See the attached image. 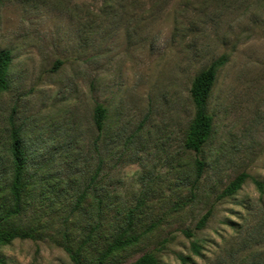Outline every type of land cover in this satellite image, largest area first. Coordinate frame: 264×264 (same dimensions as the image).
I'll use <instances>...</instances> for the list:
<instances>
[{
    "label": "rangeland",
    "instance_id": "1",
    "mask_svg": "<svg viewBox=\"0 0 264 264\" xmlns=\"http://www.w3.org/2000/svg\"><path fill=\"white\" fill-rule=\"evenodd\" d=\"M4 49L0 225L29 236L0 243V264H73L65 246L94 261L130 218L135 241L103 264L146 252L161 264H264V0H0ZM221 54L211 131L194 154L183 146L190 83ZM12 127L26 187L5 217Z\"/></svg>",
    "mask_w": 264,
    "mask_h": 264
},
{
    "label": "trees",
    "instance_id": "2",
    "mask_svg": "<svg viewBox=\"0 0 264 264\" xmlns=\"http://www.w3.org/2000/svg\"><path fill=\"white\" fill-rule=\"evenodd\" d=\"M227 55L221 54L216 59L212 60L208 66L199 71L190 83L189 95L193 102L194 113L188 124L186 133L184 135L183 146L185 149L194 152V154H199L202 149V145L208 138L211 127H212V117L207 112V98L211 87L215 81L218 69L226 62ZM11 62V52L9 49H4L0 51V92L4 91L9 86L8 79V68ZM106 108L101 104L97 103L93 110V123L98 132V136L102 133L106 125ZM10 156H11V178L8 181V191L13 199V206L7 209L4 216H10L11 214L19 213L21 210V198L23 191L26 187V180L24 178V166L26 161L25 150L22 145L21 139L19 137L16 128L12 127L10 131V144H9ZM204 166V161L195 156L194 157V171H195V181L201 175ZM246 174L240 173L232 181H230L223 189V194H232L238 190L241 184L244 182ZM254 182L259 186L260 183L256 180ZM85 192H81L77 203L82 200ZM78 205V204H77ZM210 215V210L206 211L196 222L195 228H201L206 223L208 216ZM132 219H128L127 227L120 231L116 237L114 235L113 239L106 245L104 251L94 261H83L80 255L79 248L74 250L68 246H65L66 251L69 253L73 264H103V261L115 250H119L126 245H129L135 241V237L132 235H125L128 227H131ZM183 233L187 237L193 235L192 231L189 229H184ZM29 236L27 232H20L17 230H5L0 225V243H6L16 237ZM193 250L196 249L195 242H191ZM196 251V250H195ZM183 259L181 256H179ZM126 264H161L158 259L151 253L146 252L138 256L132 262Z\"/></svg>",
    "mask_w": 264,
    "mask_h": 264
}]
</instances>
